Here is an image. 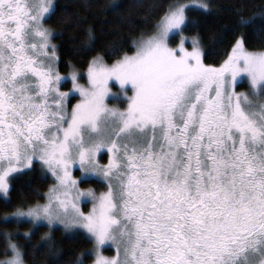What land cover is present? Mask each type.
Segmentation results:
<instances>
[{"label": "snow or ice", "instance_id": "snow-or-ice-1", "mask_svg": "<svg viewBox=\"0 0 264 264\" xmlns=\"http://www.w3.org/2000/svg\"><path fill=\"white\" fill-rule=\"evenodd\" d=\"M192 6L170 3L155 32L134 42V54L111 64L96 55L88 62V86L73 72L72 89L61 92L66 77L54 67L56 45L44 27L55 0H0L3 203H10L11 178L34 161L56 182L46 204L5 214L0 223L27 218L29 239L45 223L70 236L82 230L94 248L75 264L89 255L92 264H264V50H249L242 33L214 67L203 62L198 37L191 50L184 38L169 47ZM255 21L242 18L240 25ZM94 42L89 29L82 50ZM244 77L249 91L237 92ZM111 81L127 100L123 110L106 104L119 98ZM72 92L81 100L69 112ZM104 152L108 161L101 164ZM77 163L80 181L71 175ZM96 177L106 191L79 190ZM87 201L92 208L85 214L80 204ZM105 245L114 247L113 256L103 255ZM45 246L51 247L48 234L34 250ZM5 251L11 255L0 264H25L26 251L11 240Z\"/></svg>", "mask_w": 264, "mask_h": 264}, {"label": "trees", "instance_id": "trees-1", "mask_svg": "<svg viewBox=\"0 0 264 264\" xmlns=\"http://www.w3.org/2000/svg\"><path fill=\"white\" fill-rule=\"evenodd\" d=\"M177 1L180 0H55L54 14L44 22L53 32L58 71H83L96 55L104 56L110 64L125 53L133 52L134 42L153 32L167 6ZM206 1L208 11L198 7L188 9V23L181 32L199 38L207 65H220L227 58L235 38L242 33L249 50H264V41L257 38L258 35L264 36L258 32L264 27V0ZM114 3L118 7L112 9L110 6ZM253 16L256 17L254 26L240 25L242 18ZM89 29L95 42L90 51H83ZM179 36L172 35L171 42L175 43ZM51 181L52 178L36 162L12 177L8 193L10 203L5 206V198L0 196V217L41 203ZM80 185L84 188L92 186L96 190L105 188L104 183L95 178ZM31 229V223L26 220L0 223V260L9 254L5 251L9 240L26 251L25 264H75L82 253L90 252L93 247L92 240L82 233L70 236L61 227L49 229L43 225L29 239L23 232ZM5 234H10L11 239ZM45 234L50 236L51 247L35 251L34 246ZM92 259V255L86 256L84 264H90Z\"/></svg>", "mask_w": 264, "mask_h": 264}, {"label": "rangeland", "instance_id": "rangeland-1", "mask_svg": "<svg viewBox=\"0 0 264 264\" xmlns=\"http://www.w3.org/2000/svg\"><path fill=\"white\" fill-rule=\"evenodd\" d=\"M175 3H186V4L193 5L192 7H195V5L200 4V3H207V4H208V2H207L206 0H180V1H177V2H175ZM208 6H209V5H208ZM198 8H199V7H198ZM208 9H209V8H208ZM46 19H47V18H46ZM46 19H45V20H46ZM45 20H44V21H45ZM44 27L47 28V29H49L48 26L45 24V22H44ZM49 30H50V29H49ZM50 31H51V30H50ZM51 32H52V31H51ZM154 32H155V30H154L153 32L147 34V35L144 36L143 38H147L148 36L152 35ZM52 33H53V32H52ZM175 34H179L180 36H179L178 40H177L175 43H172V42H171V37H172V35H174V34H170V35H169V38H168L169 47H173V48L178 47L179 44H180V42H181V39L184 38V40H185V44H184V46H185L188 50H191V48H192V39H193V37L186 36V35H185L183 32H181V31H180V32H177V33H175ZM140 39H141V38H140ZM140 39H139V40H140ZM51 43L54 44V45H56V44L53 42L52 39H51ZM200 47H201V49L203 50V48H202L201 45H200ZM135 50H136V49H134V51L131 52V53H129L128 55H132V54H134ZM203 62H204V60H203ZM204 63H205V62H204ZM222 63H223V62H222ZM222 63H221V64H222ZM57 64H58V60H57V61L55 62V64H54V67L56 68V70H58V69H57ZM110 64H111V63H110ZM205 64H206V63H205ZM221 64H220V65H221ZM206 65H207V64H206ZM220 65H218V66H214V67H219ZM58 72H59V71H58ZM73 72H75V73L78 74V83H79V84H81L82 86H85V87L88 86L87 68H86L85 70H83V71L70 70L68 73H61V72H59L61 76L66 77L65 80L61 81V86H60V91H61V92H70V90L72 89L73 85H72V80H71V74H72ZM109 86H110L111 92H112V93H115L119 98L108 97V98L106 99V104H107V106L110 107V108H119V109H121V110H123L124 108H126V107H127V100H126V99L123 97V95L121 94V90H120L119 85H118L115 81H111ZM236 91H237V92H248V91H249V83H248V80H247L246 77H244V78L238 80V82H237V86H236ZM131 94H132V93H131V89H130V86H129V88H128V95L130 96ZM261 99H264V98H261ZM80 100H81V97H80L79 93H78V92H72V93L70 94L69 98H68V101H67L68 111L70 112V111H71V108H72L74 105H76L77 103H79ZM122 104H123V105H122ZM107 161H108V156H107V153L104 152L103 154H101V155L99 156V163H101V164H106ZM34 162H36V163L39 164V166L42 168V170H43L45 173H47V174L52 178V181H51V184H50V186L48 187V189H47V191H46V193H45V195H44V200H43L41 203H39V204H36V205L30 206L29 208L34 207V206H37V205L42 206V205L46 204V203H47V194H48V192H49V189H50V188L56 183L55 180H54V178L51 176V173L48 172L47 169H46V168H45V167H44L39 161H34ZM27 169H29V168H25L23 171H25V170H27ZM76 171H78V173H76ZM17 174H18V173H17ZM17 174H15V175H17ZM15 175H14V176H15ZM71 175H72V178H73V179H76V180L80 181L82 173H81V170H80V168H79V164H78V163L75 164V165L71 168ZM14 176H13V177H14ZM11 179H12V178H11ZM95 179H97V180L101 181L102 183H104V187H105V188L102 189V190H96V189H94V187H92V186H89V187L84 188V187H81V185H80V183H79V184H78V188H79V190L84 191V190L92 189V190H94L97 194H99L100 192L106 191V184H105V182L102 180V178L96 177ZM73 195H74V193H73ZM0 196L4 198V194H3V193H0ZM29 208H27V209H25V210H23V211H27ZM80 208H81V210H82L85 214H87V213L91 210V208H92V203H91V201L82 202V203L80 204ZM16 211H17V210H16ZM23 220L28 221L27 218H23L21 221H23ZM28 222H30V221H28ZM30 223H31V222H30ZM31 225H32V224H31ZM44 225H47V224L45 223ZM53 227H61V228H62V226H60V225H54ZM62 229H63V228H62ZM63 230H64V229H63ZM64 231H65V230H64ZM28 232H29V231L27 230V231H24L23 233H28ZM80 233H82V234H84V235L87 236V234L83 233L82 230H81ZM9 237H10V234H9ZM10 239H11V237H10ZM11 241H12V240H11ZM92 242H93V247H92V249H93V248H94V241L92 240ZM13 243L16 244L15 241H13ZM102 253H103V255H105V256L111 257V256H113V255L115 254V249H114V247H112L111 245H105V246H103V248H102ZM10 255H11V253L9 252V254L7 255V257H5L4 259L9 258ZM92 256H93V258H94V255H92ZM4 259H2V260H4ZM92 260H93V259H92ZM90 264H92V262H91Z\"/></svg>", "mask_w": 264, "mask_h": 264}]
</instances>
